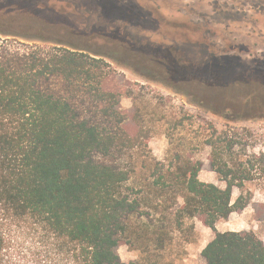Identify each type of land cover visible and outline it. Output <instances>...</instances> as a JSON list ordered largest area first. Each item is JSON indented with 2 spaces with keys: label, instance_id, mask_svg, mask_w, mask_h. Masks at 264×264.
Segmentation results:
<instances>
[{
  "label": "rangeland",
  "instance_id": "obj_1",
  "mask_svg": "<svg viewBox=\"0 0 264 264\" xmlns=\"http://www.w3.org/2000/svg\"><path fill=\"white\" fill-rule=\"evenodd\" d=\"M104 1L0 0V24L103 53L112 65L109 86L121 92L120 107L94 92L81 106L117 135L110 152L96 158L129 172L122 190L140 204L120 235L121 259L205 264L200 252L215 232L181 213L184 187L169 165L179 155L200 160V179L225 188L211 166L214 129L239 142L227 153L231 165L238 159L251 168L247 160L264 151V0H121L138 8L135 18L123 9L100 16L96 2ZM104 108L118 110L123 123ZM120 126L138 136L136 147L119 139ZM161 176L165 185L155 182ZM243 189L251 202L216 227L254 231L264 241V176ZM241 192L235 187L233 201ZM4 225L8 248L0 264H76L71 244L48 235L35 218L11 215Z\"/></svg>",
  "mask_w": 264,
  "mask_h": 264
},
{
  "label": "trees",
  "instance_id": "obj_2",
  "mask_svg": "<svg viewBox=\"0 0 264 264\" xmlns=\"http://www.w3.org/2000/svg\"><path fill=\"white\" fill-rule=\"evenodd\" d=\"M127 5L121 0L96 2L100 16L123 9L137 17L138 8ZM13 28L0 24V261L8 248L4 224L14 215L35 218L48 235L71 244L76 264H135L124 262L117 251L126 219L140 206L122 190L130 174L96 158L97 153L108 154L118 137L81 106L84 96L94 92L97 99H113L120 107L121 92L109 86L112 65L103 53ZM104 109L106 114L112 110ZM111 113L123 123L118 110ZM119 129V139L136 147L138 136ZM227 135L214 129L207 140L212 169L225 188L200 179V160L179 155L169 165V173L184 187L179 210L215 232L202 250L207 264H264V241L254 231L216 227L251 202L244 182L264 176V151L247 160L251 168H243L238 159L230 164L227 153L239 142ZM162 179L155 182L165 185ZM235 187L242 192L233 201Z\"/></svg>",
  "mask_w": 264,
  "mask_h": 264
},
{
  "label": "crops",
  "instance_id": "obj_3",
  "mask_svg": "<svg viewBox=\"0 0 264 264\" xmlns=\"http://www.w3.org/2000/svg\"><path fill=\"white\" fill-rule=\"evenodd\" d=\"M217 229H218L219 231H221V230L218 228V226H217ZM207 244H208V243H207ZM207 244H206V245H207ZM206 245H205V246H206ZM205 246H204V247H205ZM204 247L202 248V250L204 249ZM202 250H201V252H200V253H202ZM188 264H194V261H193V259H192V258H191V259H189V262H188ZM205 264H207L206 260H205Z\"/></svg>",
  "mask_w": 264,
  "mask_h": 264
}]
</instances>
